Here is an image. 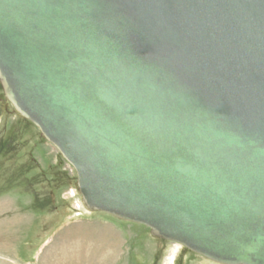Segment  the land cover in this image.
I'll list each match as a JSON object with an SVG mask.
<instances>
[{"label": "water", "instance_id": "water-1", "mask_svg": "<svg viewBox=\"0 0 264 264\" xmlns=\"http://www.w3.org/2000/svg\"><path fill=\"white\" fill-rule=\"evenodd\" d=\"M0 84L85 211L264 264V0H0Z\"/></svg>", "mask_w": 264, "mask_h": 264}, {"label": "rangeland", "instance_id": "rangeland-1", "mask_svg": "<svg viewBox=\"0 0 264 264\" xmlns=\"http://www.w3.org/2000/svg\"><path fill=\"white\" fill-rule=\"evenodd\" d=\"M38 130L18 116L0 84V260L217 264L176 243L153 238L145 226L85 211L74 169Z\"/></svg>", "mask_w": 264, "mask_h": 264}, {"label": "bare ground", "instance_id": "bare-ground-1", "mask_svg": "<svg viewBox=\"0 0 264 264\" xmlns=\"http://www.w3.org/2000/svg\"><path fill=\"white\" fill-rule=\"evenodd\" d=\"M74 248V247H73ZM95 248V247H94ZM80 251V250H79ZM57 253V252H56ZM67 253V252H66ZM72 254V253H71ZM101 256V255H100ZM171 257V256H170ZM172 258V257H171ZM0 264H10L9 262L0 260Z\"/></svg>", "mask_w": 264, "mask_h": 264}]
</instances>
